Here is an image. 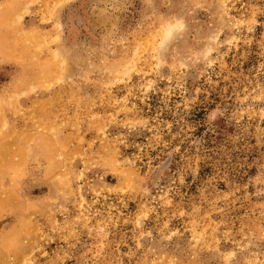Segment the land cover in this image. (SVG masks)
Masks as SVG:
<instances>
[{
	"label": "rangeland",
	"instance_id": "374dc122",
	"mask_svg": "<svg viewBox=\"0 0 264 264\" xmlns=\"http://www.w3.org/2000/svg\"><path fill=\"white\" fill-rule=\"evenodd\" d=\"M0 264H264V0H0Z\"/></svg>",
	"mask_w": 264,
	"mask_h": 264
}]
</instances>
